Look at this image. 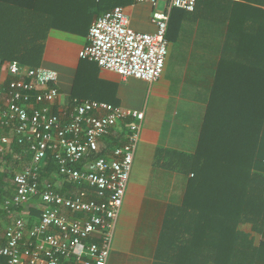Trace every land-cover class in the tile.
<instances>
[{
  "label": "built area",
  "instance_id": "obj_1",
  "mask_svg": "<svg viewBox=\"0 0 264 264\" xmlns=\"http://www.w3.org/2000/svg\"><path fill=\"white\" fill-rule=\"evenodd\" d=\"M134 3L153 7L156 33L134 30L125 9L117 7L93 22L79 58L123 82L136 79L153 85L166 67L173 11L195 13L198 0ZM60 97L56 71L3 64L0 131L9 134L0 137V157L11 154L16 143L27 145L32 156L14 175L15 194L3 206L14 217L4 230V245L0 238V259L6 264H108L111 257L146 110L77 99L62 105ZM121 127L122 143L115 145L113 137ZM49 153L58 162L60 179L41 190L39 172ZM14 159L22 162L19 154ZM64 185L72 189L62 194L58 189ZM36 198L39 204L34 207L41 215L32 222L28 207ZM23 206L27 210L15 216V209Z\"/></svg>",
  "mask_w": 264,
  "mask_h": 264
},
{
  "label": "crops",
  "instance_id": "obj_2",
  "mask_svg": "<svg viewBox=\"0 0 264 264\" xmlns=\"http://www.w3.org/2000/svg\"><path fill=\"white\" fill-rule=\"evenodd\" d=\"M53 2L47 0L48 5H52L49 7V10H53L51 14L41 16L34 14L33 8L28 10L17 5L15 0H0V12H5L0 21L3 28L17 27V22L25 21H31L37 28H49L41 40L44 50L39 67L58 73L62 105H69L76 99L103 103H108L102 101L108 99L115 103L108 104L114 106L146 110L134 162V167H143L145 174L137 175L129 182L108 264H215L208 248H201L199 242L186 243L188 224H184L180 218H187V215L171 214L168 210L183 205L189 179L193 177L175 172L172 168L182 167L186 164L185 159L198 151L208 107L219 86L218 75L227 58L226 50H229L230 21L227 18L230 9L219 0H206V10L205 0H198L196 12L187 13L179 38L172 43L173 47L178 48L176 58L181 59V67L175 68L170 75L174 54L172 57L169 55L162 77L149 85L136 79L123 82L116 74L102 71L92 62L81 60L79 53L88 45L90 27L97 16L93 8L82 7L80 1L72 6L70 0H62L59 7ZM122 8L134 30L156 33L151 5L133 3ZM54 27H76L78 33L56 30ZM82 27L88 28L83 31ZM150 88L152 102L147 104ZM123 131L122 127L118 129L113 137L115 142H118ZM261 141L260 158L264 159V136ZM21 161L19 164L6 162V165H2V172L15 175L22 168L21 165L27 163ZM257 167L264 170L261 163H257ZM12 185L6 200L12 199L15 194ZM37 204L39 202H32L29 206ZM24 212L15 210L14 213L17 216ZM13 219L0 207V238L3 245L4 230ZM203 250H207L206 256L202 255ZM0 263L6 264V260Z\"/></svg>",
  "mask_w": 264,
  "mask_h": 264
},
{
  "label": "trees",
  "instance_id": "obj_3",
  "mask_svg": "<svg viewBox=\"0 0 264 264\" xmlns=\"http://www.w3.org/2000/svg\"><path fill=\"white\" fill-rule=\"evenodd\" d=\"M60 1L54 0L53 4L56 2L54 5L59 7ZM77 1L82 7L93 8L96 18L114 8L134 3V0H70L71 5ZM219 1L231 12L227 18L230 21L229 50H226L227 58L218 75L219 86L208 107L198 151L185 159L186 164L182 167L172 168L175 172L193 175L189 179L185 201L182 206L170 207L168 212L187 215V218H180L188 224L186 243L199 242L201 248H208L215 264H264V170L257 167V163L264 165V159L260 158L264 136V0ZM15 2L28 10L33 8L34 14L41 16L53 11L49 10L52 5H48L47 0H32V5L31 0ZM204 5L207 10L206 0ZM4 14L0 12V17ZM186 17L187 13L182 10L173 11L166 37L169 43L177 42ZM1 23L0 70L6 62L39 67L44 50L41 40L49 28H37L31 21L17 22V27L5 28ZM54 28L78 33L76 27ZM87 28L82 27V30ZM8 134L0 131V137ZM123 134L118 138L121 143ZM16 154L31 163L28 146L16 143L13 152L4 157L7 164L20 163L13 160ZM1 163L0 207H3L12 191L10 181L14 175L2 172ZM59 179L58 162L49 153L39 172L40 189L43 190L47 182L53 184ZM69 189L72 186L64 185L58 190L64 194ZM32 202L36 204L39 199ZM28 209L30 221H38L41 211L33 205ZM15 210L21 212L25 208ZM244 226H249L250 232L244 230ZM254 234L260 236L258 243ZM202 255L206 256L207 250H203Z\"/></svg>",
  "mask_w": 264,
  "mask_h": 264
},
{
  "label": "rangeland",
  "instance_id": "obj_4",
  "mask_svg": "<svg viewBox=\"0 0 264 264\" xmlns=\"http://www.w3.org/2000/svg\"><path fill=\"white\" fill-rule=\"evenodd\" d=\"M163 8H164V4L163 3L159 4L158 10L161 11ZM177 50H178V48H175V46L173 47V44L170 45V47H169V54H168V57H167V61H168L169 55L172 57L173 54H174V56L172 57V60H171L172 61V64H170L171 65L170 66V69H172L170 75H172L174 73L175 68L176 69H179V67H181V59L180 58H176L177 55H178V52H176ZM171 57H170V59H171ZM167 66H168V64L166 63V68H167ZM151 92H152V88H150L149 96L147 98V104H148V102H152V94L150 96V93ZM2 158H4V157H0V163L2 162V165H4V164L6 165V161H4V159H2ZM132 170H133L132 171L133 173H132V176H131V179H130L129 182H132L134 180V178L137 177V175L139 177L140 174L142 176L145 174V172L143 171V167H133ZM6 171H8V167L6 168ZM142 179H144V178H142ZM7 180L9 181V178ZM11 181H10V183H11ZM242 228L244 230L250 232V227L249 226H244ZM253 237H254L256 243H258L260 241V236H257L256 234H254Z\"/></svg>",
  "mask_w": 264,
  "mask_h": 264
}]
</instances>
